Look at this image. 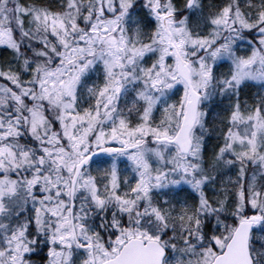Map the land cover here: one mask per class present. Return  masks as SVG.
Wrapping results in <instances>:
<instances>
[{"label":"snow or ice","instance_id":"snow-or-ice-1","mask_svg":"<svg viewBox=\"0 0 264 264\" xmlns=\"http://www.w3.org/2000/svg\"><path fill=\"white\" fill-rule=\"evenodd\" d=\"M0 264H264V0H0Z\"/></svg>","mask_w":264,"mask_h":264}]
</instances>
